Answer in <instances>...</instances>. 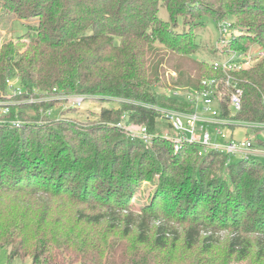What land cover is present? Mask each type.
<instances>
[{
    "label": "trees",
    "instance_id": "16d2710c",
    "mask_svg": "<svg viewBox=\"0 0 264 264\" xmlns=\"http://www.w3.org/2000/svg\"><path fill=\"white\" fill-rule=\"evenodd\" d=\"M160 7L168 13L166 20L159 16ZM1 8L26 22L24 35L13 42L0 43V93L5 92L8 78L17 77L29 93L33 89L51 92L57 88L67 93L180 109L184 104L155 91V86L162 83L159 69L167 59L176 57L173 59L178 63L179 57L197 54L200 44L195 30L204 25L205 17L217 21L230 19L231 29L239 28L237 35L229 37L227 45L221 49L212 46L215 59L220 57L219 51L227 49L264 48V0H0ZM175 68L179 70L178 78L186 74L179 66ZM198 72L199 81L204 76L224 77L207 59L200 61ZM235 75L243 91L238 119L264 122V57ZM163 87L178 88L171 84ZM49 106L51 102L25 103L18 106V113L21 118L33 120L40 115V107ZM27 107L35 115H27ZM123 114L128 116L127 125L144 124L149 132L159 135L163 129L172 132L156 122L153 109L124 101L119 108H103L97 126L87 132L77 131L79 137H71L77 142L73 151L61 137H53L59 129L64 130L66 123H57L53 128L42 124L35 128L30 123L20 128L0 127V250L11 247L7 254L10 259L31 255L34 264L58 260L65 254L63 248L82 253L86 245L71 233L72 229L53 231L44 225L43 215L37 220L34 213L26 210L11 213L3 200L11 194H33L43 181L52 189L53 196L94 194L99 185L92 180L102 178L100 172L110 178L118 174L121 187L128 189L134 170L132 158H138L139 172L142 169L147 174L162 172L164 178L157 192L165 195L172 209L182 204V198L188 203L215 208L213 215L222 213V225L232 232L228 252L242 260L255 243L256 257L263 259L264 164L259 160H231L225 164V155L211 152L200 157L196 146L191 144L174 151L172 144L161 137L146 145L131 139L117 126ZM144 154H152L153 160H143ZM66 178L68 182H63V189L52 185ZM100 186L105 189L103 184ZM118 204L129 210L126 203ZM107 207L112 209L110 204ZM150 209L137 213V222L130 213L120 218L124 238L130 237L134 225L136 242L140 245L150 242L147 221L158 216L157 201L153 200ZM49 210L47 207L45 212ZM108 212L79 213L78 218L95 225L111 218ZM112 220L110 227L116 228L119 221ZM205 223L200 219L199 224ZM189 225L185 234L187 248L201 236L195 222ZM203 239L208 250L209 237ZM166 244V227L159 223L151 246L163 249ZM101 245L98 242L93 246L96 256L83 264H103V257L99 256V252L103 253ZM133 249L135 254L119 264H150L147 260L155 256L140 253L138 247Z\"/></svg>",
    "mask_w": 264,
    "mask_h": 264
},
{
    "label": "rangeland",
    "instance_id": "374dc122",
    "mask_svg": "<svg viewBox=\"0 0 264 264\" xmlns=\"http://www.w3.org/2000/svg\"><path fill=\"white\" fill-rule=\"evenodd\" d=\"M158 12L159 16L163 19L166 20L168 18V13L164 7H160ZM25 22L26 19H19L10 13H6V10L1 8L0 43L15 41L19 38V35H24L23 26ZM204 22L203 26L197 27L195 30L196 40L200 44L199 51L194 56L179 57L178 61H181L178 62L179 65L173 59H176V57L165 60L163 67L159 69L162 83L155 86L157 93H168V88L163 86L169 87L170 84L178 87V89L195 87L199 82L198 66L200 61L207 59L210 62L216 58L215 54H213L212 46L221 38L218 22L210 16L205 17ZM229 22H231L230 19ZM236 29L239 28L236 27ZM236 29L230 30V32L225 34V37L229 38L232 35H237L238 30ZM175 66H179L181 71L186 74L184 76L181 74L178 78L177 71L179 70ZM121 103L123 101L116 97L88 95L81 109L71 108L69 101H62L61 103H54L52 101L51 106H49L52 108L51 118L47 119L41 117V115L33 120L20 118L25 121V124L30 123L35 128L41 124L46 126L52 125L51 127L53 128L57 123H66V128L64 127L63 131L59 129L58 134L53 135V137L55 139L61 137L69 143L68 148H71L73 151L77 149V142L72 141L71 137L73 135L79 137L77 131L87 132L90 127L97 126L100 122L99 114L103 108H119ZM18 106L20 105L16 106L17 111H19ZM25 110L28 113L27 115H35L28 107ZM164 127L165 125H162V128ZM165 130L163 129V131ZM122 132L125 131L122 130ZM210 133L214 134L212 130H210ZM137 152L143 154L142 150H137ZM145 159L153 160L152 154H147V156L144 154L143 160ZM257 159L264 164V156H259ZM238 160V157L232 158L233 162ZM132 161L134 170L131 172V184L128 186V189L121 187L122 184L118 181V174H113L110 178L107 173L100 172L99 174L102 178L97 177L92 180V183L99 185V189L94 194L87 195L78 192L73 193L72 197L53 196L51 193L52 189L48 188L47 183L43 181L40 183L39 190L35 193L11 194L3 200V203L7 207L6 210L11 213H15L18 209L21 211L26 210L29 214L34 213L33 216L37 220L43 215L44 225H47L51 230L63 229V232L72 229L71 233L78 235L80 237L79 241L86 245L84 247L85 250L81 249L82 253L74 250V248H63L65 254H62L58 260H53L46 264H83L85 261H91L96 256V248H93V246L98 242L102 243L103 253L99 252V256L103 257V264H119L125 261V258L128 259L130 255L135 254L134 247H138L140 253L148 252L152 253L151 255H155L154 257H149V260H147L150 264H264V258L259 260L256 257V247L253 241L250 254L242 260L237 259L228 252V244L232 232L230 228L222 225L224 219L222 213H219L221 216L215 217L213 215L215 208L212 209L210 208L211 206L204 207L200 203L196 204L193 201L188 203L184 198H182V204H177L172 209L165 195L158 194L157 192L159 182L164 178L162 172L155 170L147 174L144 169L141 170L142 172H139L137 168L138 158H132ZM72 163L70 162L71 165ZM65 181L68 182V179L58 180L57 184L52 183V185L61 187ZM122 182L124 181L122 180ZM102 184L105 186V189H101L103 188L100 186ZM61 188L63 189L64 187ZM153 200L159 204V214L156 219L147 221L150 224V242L146 245H140L136 242L137 231L134 225L132 226L130 237L124 238L120 218L130 213L133 215V221L137 222V213H141L144 210L151 211L150 206ZM123 202L129 207V210H127L129 212L121 209V206L118 204L122 205ZM107 204L112 206L111 210H109ZM47 207L50 210L45 212ZM99 211H109L108 214L114 219L112 221H119V224L115 222L118 226L116 228L110 227L111 218L103 219L95 225L85 223L84 221L86 220L84 218H78L79 213L93 214ZM200 219L205 220V225L199 224ZM228 219L229 221L232 220L230 215ZM193 222L201 230V236L191 248H187L185 234L190 226L189 224ZM213 222L217 225L212 224ZM159 223H164L166 227L167 244L163 249L151 246L155 238L156 227ZM203 237H209L207 241L210 242L211 247L208 250L204 248L206 240ZM249 237L253 236L250 235ZM60 239L57 238V240ZM10 250L11 247L6 250H0V264H34L31 255L10 259L7 256Z\"/></svg>",
    "mask_w": 264,
    "mask_h": 264
},
{
    "label": "built area",
    "instance_id": "2783aa9c",
    "mask_svg": "<svg viewBox=\"0 0 264 264\" xmlns=\"http://www.w3.org/2000/svg\"><path fill=\"white\" fill-rule=\"evenodd\" d=\"M217 22L221 38L215 46L221 49L229 41L225 34L232 29L231 23L225 18ZM219 54L220 57L210 63L214 69L221 70L224 77L204 76L197 87L168 88L169 92L164 93L184 104L183 108L121 99L153 109L156 122L172 132L166 129L159 135L149 132L144 124L127 125L126 114L122 115L117 126L131 139L141 140L146 145H151L156 137H161L172 144L174 151H179L184 144H191L196 146L200 157L218 152L226 156L225 164L230 163L233 157L239 160H258L259 156H264V122L245 121L237 117L242 108L243 91L235 75L264 57V48L253 47L247 51L227 49L223 53L219 51ZM87 98L86 94L67 93L57 88L51 92L33 89L29 93L17 78H8L5 92L0 93V127L20 128L25 124L17 109L13 111L14 106L69 101L71 108L81 109ZM40 115L51 118L52 108L40 107Z\"/></svg>",
    "mask_w": 264,
    "mask_h": 264
}]
</instances>
